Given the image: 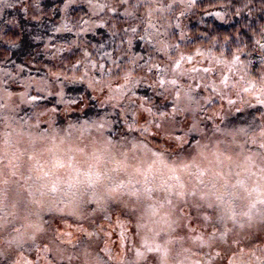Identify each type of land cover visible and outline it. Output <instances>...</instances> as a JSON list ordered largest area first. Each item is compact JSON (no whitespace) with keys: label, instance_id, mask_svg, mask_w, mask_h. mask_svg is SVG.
I'll return each instance as SVG.
<instances>
[{"label":"clouds","instance_id":"clouds-1","mask_svg":"<svg viewBox=\"0 0 264 264\" xmlns=\"http://www.w3.org/2000/svg\"><path fill=\"white\" fill-rule=\"evenodd\" d=\"M0 264H264V0H0Z\"/></svg>","mask_w":264,"mask_h":264}]
</instances>
